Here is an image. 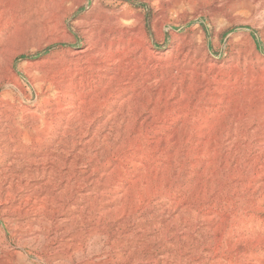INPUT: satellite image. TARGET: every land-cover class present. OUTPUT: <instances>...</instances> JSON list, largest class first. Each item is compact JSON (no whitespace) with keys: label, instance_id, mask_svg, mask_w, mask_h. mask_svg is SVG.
<instances>
[{"label":"rangeland","instance_id":"374dc122","mask_svg":"<svg viewBox=\"0 0 264 264\" xmlns=\"http://www.w3.org/2000/svg\"><path fill=\"white\" fill-rule=\"evenodd\" d=\"M0 54V264H264V0H0Z\"/></svg>","mask_w":264,"mask_h":264},{"label":"bare ground","instance_id":"6f19581e","mask_svg":"<svg viewBox=\"0 0 264 264\" xmlns=\"http://www.w3.org/2000/svg\"><path fill=\"white\" fill-rule=\"evenodd\" d=\"M94 26V25H93ZM100 27V26H99ZM53 32V30L51 31ZM97 36V35H96ZM104 36V35H103ZM117 37V36H116ZM115 38V37H114ZM54 39V38H53ZM124 39V38H123ZM51 40V39H50ZM98 41V40H97ZM71 43L72 40L70 37L65 36V38H57L56 40H51L47 45H52L54 43ZM115 42V41H114ZM98 45V44H97ZM96 46V44H93ZM96 49V48H95ZM99 50V49H98ZM102 51V50H101ZM86 51H60L47 61V69L45 71H41L37 73V75L31 78L32 82H39L40 85H46L47 90L53 91L52 97L58 98L61 95H64L65 98H73V88L70 87L69 91H64L63 86L66 82L61 81L60 77L62 78L63 75H68L71 79V83L76 78V75L73 73L78 71L80 74H83L88 70L89 61L84 62L83 56L86 54ZM99 53V52H98ZM103 53V52H102ZM107 53V52H106ZM127 54V53H126ZM1 55V54H0ZM106 58V57H105ZM10 62V61H9ZM5 63V62H4ZM3 63V65H4ZM11 63V62H10ZM2 64V63H1ZM0 64V65H1ZM6 64V63H5ZM7 65V64H6ZM10 67H8L10 77L8 76H0V88L5 84V86H10L13 83L14 76L10 73ZM0 70L1 67H0ZM4 71V69H3ZM5 72V71H4ZM37 84V83H36ZM82 84V83H81ZM16 85V84H15ZM105 91L103 92V94ZM10 95V92L7 93ZM77 97V96H76ZM6 99V98H5ZM44 104L50 105L52 99L50 97L44 98L42 100ZM6 106H10V103L6 102ZM10 109V108H9ZM18 127V126H17ZM104 127V126H103ZM186 129V128H185ZM21 133V129H17ZM15 135V134H14ZM21 135V134H20ZM27 135V134H26ZM25 137V136H24ZM106 139V138H105ZM10 140H13L11 137ZM7 148V147H6ZM86 148V147H85ZM55 154V153H54ZM50 155V154H49ZM45 159V158H44ZM57 159V158H56ZM90 159V158H89ZM48 161V160H47ZM121 161V160H120ZM94 172V170H93ZM114 173V172H113ZM86 179V178H85Z\"/></svg>","mask_w":264,"mask_h":264}]
</instances>
